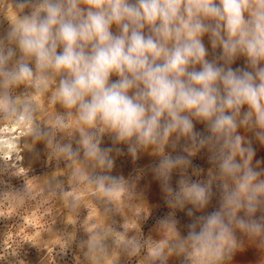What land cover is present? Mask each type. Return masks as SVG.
<instances>
[{
    "label": "clouds",
    "instance_id": "obj_1",
    "mask_svg": "<svg viewBox=\"0 0 264 264\" xmlns=\"http://www.w3.org/2000/svg\"><path fill=\"white\" fill-rule=\"evenodd\" d=\"M7 19L0 113L43 139L50 133L36 122L34 101L60 105L65 111L49 127H72L77 138L76 147L58 143L56 151L105 195L122 188L123 177H90L79 162L82 154L112 169L113 153L125 154L117 144L134 159L151 149L170 209L203 211L215 186L217 209L196 217L186 235L174 211L158 221L175 237L169 250L190 248L194 264L230 262L237 232L264 238V159L255 147L264 149V0H11ZM21 86L31 92L17 94ZM105 135L113 147H102ZM204 149L212 168L193 180L203 169L192 158ZM167 243L150 250L161 264Z\"/></svg>",
    "mask_w": 264,
    "mask_h": 264
},
{
    "label": "rangeland",
    "instance_id": "obj_2",
    "mask_svg": "<svg viewBox=\"0 0 264 264\" xmlns=\"http://www.w3.org/2000/svg\"><path fill=\"white\" fill-rule=\"evenodd\" d=\"M10 3L11 0H0V36L8 27ZM204 43L210 50L207 38ZM240 63L237 61V65ZM16 91L20 94L31 89L21 86ZM34 104L36 122L50 134L37 139L25 130L18 153L21 159L7 160L0 154V264H161L150 255V250L165 241L168 243L164 264H194L186 258L190 248L169 250L175 237L161 229L158 221L174 211L177 230L186 235L188 225L196 217L217 209L219 194L215 186L211 202L203 211L191 205L184 210L170 209L151 171L157 160L149 154L151 149L134 159L126 154V145L117 144L114 147L124 149L125 154L113 153L112 169L93 167L83 160L82 154L79 162L90 177H123L124 186L105 195L95 184L75 176L77 164L56 151L58 143L72 142L76 147L77 134L72 127L56 131L48 124L54 113L65 109L52 105L47 96ZM12 117L0 113V128ZM196 130L205 131L201 124H196ZM102 147H113L108 135L104 136ZM255 147L256 159H264V149L259 144ZM192 164L203 169L200 177L192 179H207L212 168L207 149L192 158ZM177 178L173 176V185ZM190 209L191 217L187 214ZM236 235L240 247L227 264H264V238L240 232ZM133 242L139 245L138 251Z\"/></svg>",
    "mask_w": 264,
    "mask_h": 264
},
{
    "label": "bare ground",
    "instance_id": "obj_3",
    "mask_svg": "<svg viewBox=\"0 0 264 264\" xmlns=\"http://www.w3.org/2000/svg\"><path fill=\"white\" fill-rule=\"evenodd\" d=\"M16 119L17 117L13 116L6 120L0 128V142H2L0 143V154L4 159L15 161L21 159L18 153L25 134L24 126L18 125Z\"/></svg>",
    "mask_w": 264,
    "mask_h": 264
}]
</instances>
